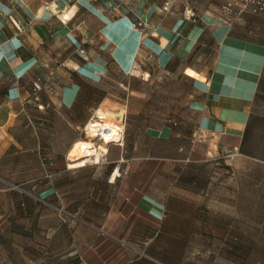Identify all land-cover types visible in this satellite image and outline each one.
<instances>
[{
  "label": "crops",
  "instance_id": "crops-1",
  "mask_svg": "<svg viewBox=\"0 0 264 264\" xmlns=\"http://www.w3.org/2000/svg\"><path fill=\"white\" fill-rule=\"evenodd\" d=\"M226 1L0 0L4 110L46 123L0 142V264H189L192 247L223 245L231 228L240 244L264 245V17L229 22ZM114 70L124 89L152 81L153 105L137 90L131 138L72 166L67 151L90 114L118 103L96 104L90 81L69 108L82 81L72 71L107 83ZM55 77L56 94L34 98L32 86ZM220 162L230 207L225 182L210 204Z\"/></svg>",
  "mask_w": 264,
  "mask_h": 264
},
{
  "label": "rangeland",
  "instance_id": "rangeland-1",
  "mask_svg": "<svg viewBox=\"0 0 264 264\" xmlns=\"http://www.w3.org/2000/svg\"><path fill=\"white\" fill-rule=\"evenodd\" d=\"M111 81H107V83H102L97 86V95L100 96L101 93H103L105 97L109 98L112 101L118 102L113 103L109 101L108 99H103L102 103L104 101L110 102L114 104V109L112 112L115 114V119H119L121 116H123L122 119V140L125 145V143L131 138L133 130L136 129L133 128L132 120H133V110L135 111L138 108L137 104V90H142V92H145L146 90V97H151V101L149 102V105L152 106V97H154L153 89L154 84L151 81L150 86H145L144 84H141L140 78H130L129 85L125 86V89L123 86V78L121 77V74L118 73L116 70L111 71V76H109ZM111 83V84H110ZM110 85L114 84V87L110 88ZM105 89L108 90V94L105 95ZM130 89L135 90L134 94H129ZM124 97H131L132 101L130 105H127L126 108H123L121 105L122 100ZM41 98V97H38ZM43 101H46L45 97H42ZM150 99V98H149ZM101 103V104H102ZM98 108H102L103 110H106L107 108L110 109V105L106 104ZM11 102H7L4 96V89L0 87V142L2 141H8L9 132L11 128L15 127H23V126H33L38 127L39 125H45L46 123L41 120L34 118V111L33 109H25L20 111H14V113L8 114L6 109L8 106L12 107ZM109 106V107H108ZM104 107V108H103ZM140 107V106H139ZM52 110V107L49 109V111ZM122 111V115H118L119 112ZM18 112V113H17ZM34 114V115H33ZM95 115V114H94ZM96 117V116H95ZM99 117H96L95 120L101 122ZM115 120H108L110 124H116L114 122ZM153 121V119H151ZM103 123V122H102ZM140 125H143L142 121L139 123ZM88 131V130H87ZM88 133L81 132L80 137L82 140H88L91 139V143L95 144L96 146L100 145L101 141L97 137H87ZM25 137V134H23ZM137 136V134H136ZM109 143H118L117 141H111ZM108 143V144H109ZM227 166H224L223 163H216L210 166V204L211 206H217V199H218V192L222 190L223 183L225 182V188L227 190L226 195V202L227 207H230L233 202V193H230V191H233V179L230 175L231 171H228ZM230 177V178H229ZM226 180V181H224ZM264 201V198L262 199ZM245 232L249 235V230H245ZM257 237L259 239L264 238V228L260 229L258 228L257 231ZM244 236V235H243ZM261 237V238H260ZM260 241V240H259ZM234 242V241H233ZM193 248V256L190 258L189 264H207L206 263V257L208 256L209 264H264V245H233L230 242H225L222 244H212L207 249L205 247L201 246H194ZM203 250V251H202ZM208 251V252H206Z\"/></svg>",
  "mask_w": 264,
  "mask_h": 264
},
{
  "label": "bare ground",
  "instance_id": "bare-ground-1",
  "mask_svg": "<svg viewBox=\"0 0 264 264\" xmlns=\"http://www.w3.org/2000/svg\"><path fill=\"white\" fill-rule=\"evenodd\" d=\"M186 72L189 75L198 77V75L190 69H187ZM106 104L110 105L111 108H107L106 110L97 108L95 110V116L102 119L100 120L101 122L95 121L93 123L90 122L87 124V137H96L100 133V145L96 146L95 144L91 143V139H79L73 142L67 151V157L73 161L72 166H79L84 165L87 162L97 161L99 154L106 152V146L109 142L117 141L119 143L121 141L123 116H121L118 120L115 119L117 117H115V114L112 112L115 107L114 104L104 101L101 106ZM119 114L122 115V113ZM108 120H115L114 122L116 124H110Z\"/></svg>",
  "mask_w": 264,
  "mask_h": 264
},
{
  "label": "built area",
  "instance_id": "built-area-1",
  "mask_svg": "<svg viewBox=\"0 0 264 264\" xmlns=\"http://www.w3.org/2000/svg\"><path fill=\"white\" fill-rule=\"evenodd\" d=\"M43 8L45 10H48L49 5L45 4L43 6ZM165 9H167V7H164ZM221 11L222 13L226 16V20H233L234 18L238 17L240 14L248 11L251 13H255L258 14L262 17H264V0H228L226 1L223 5H221ZM15 28L17 29V31L19 33L23 32L22 27H20L17 23H15L14 21H12ZM31 21L29 20L27 23H30ZM136 26L137 28H139L140 31H142V29L146 26V21L144 20H138L136 21ZM59 84V79L57 77L52 78V81L50 80H41L38 81L33 87H32V91L31 94L34 96V98H38L37 97V93L39 92V90L43 91L44 93H46L47 95H55L56 94V86ZM38 107L41 109L42 106L38 105ZM96 117L95 115H92L90 117V119L87 121V123L85 124L84 128H83V132L84 133H88L87 131V124L88 123H93L95 121ZM98 132V131H96ZM122 134V131H121ZM100 133L99 135H97L96 137L100 140ZM122 139V136H121ZM109 181L112 180V178L108 179Z\"/></svg>",
  "mask_w": 264,
  "mask_h": 264
},
{
  "label": "trees",
  "instance_id": "trees-1",
  "mask_svg": "<svg viewBox=\"0 0 264 264\" xmlns=\"http://www.w3.org/2000/svg\"><path fill=\"white\" fill-rule=\"evenodd\" d=\"M76 56L78 57V58H77V59H78V60H77L78 63H80V64L84 63V59H83L82 57H80V56L77 55V54H76ZM108 61H110V62H112V63L115 64V61H114L112 58H110ZM107 70H108V68H107ZM72 73H73L74 75H76L77 77H79L82 81H81V83H80V82H79V83H75V84L77 85V87H78V90H77L76 96L74 97V100H73L72 104L69 106V108L74 107L75 104L77 103V101H78V99H79V97H80V95H81V91H82V90L84 89V87H85L84 84H88V83H90V81L93 82V83H90V84H91V85H96L95 87H96V93H97V86L103 83V77H102V76H101L99 79H97V80H91V79H89V78L86 79V78H83V77L78 76L79 74H78L76 71H72ZM20 79H21V78H19V80H20ZM59 83H60V80H59ZM110 84H111V83H110ZM110 84H109V86H110L109 89H111L112 87H114V84H113V85H110ZM32 87H33V86H32ZM109 89H105V90H104V91H105V92H104L105 95L108 94V90H109ZM103 95H104L103 93H101L100 96L97 95L96 104H99V102H100L103 98H105V96H103ZM95 106H96V105H95ZM92 114H93V112L90 114V116L88 117L87 121L90 119V117L92 116ZM87 121H86V122L82 125V127H81L82 132H83V128H84L85 124L87 123ZM238 237H240L239 233H238L237 231H234L233 228H231V230H230L228 236L226 237V241H227V242H230V243L233 244V245H242V244H240L239 241L237 240ZM226 241H225V242H226ZM233 241H234V242H233Z\"/></svg>",
  "mask_w": 264,
  "mask_h": 264
}]
</instances>
